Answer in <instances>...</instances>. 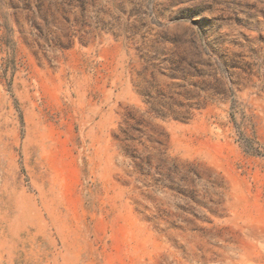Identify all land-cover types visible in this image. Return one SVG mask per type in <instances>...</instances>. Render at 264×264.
<instances>
[{"label": "rangeland", "instance_id": "obj_1", "mask_svg": "<svg viewBox=\"0 0 264 264\" xmlns=\"http://www.w3.org/2000/svg\"><path fill=\"white\" fill-rule=\"evenodd\" d=\"M0 264H264V0H0Z\"/></svg>", "mask_w": 264, "mask_h": 264}]
</instances>
